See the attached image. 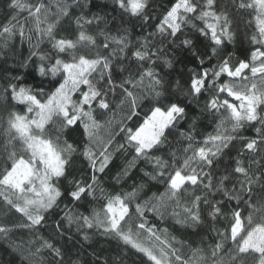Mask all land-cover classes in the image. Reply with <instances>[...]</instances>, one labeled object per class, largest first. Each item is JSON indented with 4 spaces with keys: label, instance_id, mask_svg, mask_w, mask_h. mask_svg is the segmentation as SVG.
Masks as SVG:
<instances>
[{
    "label": "snow or ice",
    "instance_id": "snow-or-ice-1",
    "mask_svg": "<svg viewBox=\"0 0 264 264\" xmlns=\"http://www.w3.org/2000/svg\"><path fill=\"white\" fill-rule=\"evenodd\" d=\"M233 3L254 13L256 34L251 40L259 45L250 61L236 66L226 53V42L234 38L231 20L226 11H217L218 0H175L154 31L136 39L127 25L136 20L142 27L149 26L150 0L99 4L95 0H9L13 14L0 25V44L7 48L17 37L32 44L33 36L36 43L19 64L24 73L9 75L3 89L11 107L22 106L24 111H9L4 122L2 148L11 163L0 171V197L26 218L19 227L34 232L48 224V215L65 196L84 209L63 211L52 222L47 238L38 236L31 242L34 264H109L99 255L91 262L82 261L79 253L72 259L61 244L77 235L89 242L96 234L130 246L151 264H264V155L254 158L264 153V0ZM109 17L112 27L107 26ZM65 18L78 28L75 39L57 37ZM94 22L97 35L87 30ZM101 23L105 27L100 28ZM188 25L208 41L202 51L192 39L180 38ZM45 40L51 53L39 50ZM177 47L190 51L200 69L190 71L183 84L163 71L174 68L171 53ZM29 75L37 82L29 83ZM205 94L210 98L200 114L207 112L218 122L214 133L198 141L195 118L187 131L180 128L189 119L188 105ZM145 103L150 114L139 126H129ZM246 125L254 128L255 138L239 135ZM77 127L82 128L80 145L64 138L66 130ZM173 132L182 138L181 146L169 151L167 158L156 155L165 150ZM236 141L242 145L238 158L218 173L216 165ZM78 149L89 162L91 180L69 181L62 191L60 185L67 180ZM120 156L124 163L117 168L112 187L120 185L121 191L108 192L100 175H108ZM129 180L131 190L124 191ZM158 186L164 190L160 192ZM93 202L101 207L89 211L87 206ZM133 204L139 222L130 223ZM241 205L247 217H242ZM146 213L161 221L170 216L176 224L193 229L208 219L223 218L230 221V230L213 229L219 239L208 253L195 248L184 258L173 243L175 237L164 235L166 228L150 224ZM10 231L0 224V235ZM229 239L234 247L225 251ZM44 250L50 260L37 259Z\"/></svg>",
    "mask_w": 264,
    "mask_h": 264
},
{
    "label": "trees",
    "instance_id": "trees-1",
    "mask_svg": "<svg viewBox=\"0 0 264 264\" xmlns=\"http://www.w3.org/2000/svg\"><path fill=\"white\" fill-rule=\"evenodd\" d=\"M32 2L35 3L36 0H32ZM45 2H49V0H45ZM95 2L99 4L103 3L104 0H95ZM107 2L111 3V0H107ZM174 2L175 0H150L149 12L153 19L149 22V26L142 27V22L136 20H133L127 25L133 38H140L142 34L147 35L148 32L154 31V26L159 23L160 19ZM236 2H239V0H236ZM8 4L9 0H0V25H3L7 18L13 14L9 10ZM218 4L219 7L217 8V11L224 10L229 14L232 31L234 33L233 40L231 42H226V53L231 54V64L236 66L242 60L250 61L251 52L255 47L259 46L253 44L251 40V37L256 34V23L253 18L254 13H252V10L237 9L233 0H218ZM53 10L55 9L53 8ZM195 23L197 26H202L199 21H196ZM107 26L112 27L110 17L109 24ZM103 27H105V25L101 23L100 28ZM87 30L89 34H98L95 22ZM183 31L184 35L180 38L192 39L195 47L201 51L203 50V45L208 43L207 40L199 36L196 29L192 28L191 25L185 26ZM77 32L78 28L73 20L71 18H65L62 21L61 26L58 28L57 37L75 39ZM35 43V36H33L32 44H30L27 39L21 43L19 37L15 38L14 41H11L9 43V47L7 48H4L3 45L0 44V171H3L5 167L10 166L11 163L6 159V153H4L2 148V145L5 143L3 130L6 127V124L4 122L7 119L9 111H24L22 106H16L15 108L11 107L9 103L10 97L6 98L3 94V89L6 87L5 81L9 75H22L24 73L25 70L23 68H19V64L29 57ZM13 44L15 45L14 48L12 47ZM178 44L179 41H177V45ZM39 50L44 53L52 52L51 46L46 40L40 44ZM62 58L68 59L67 57ZM171 58L173 59L174 68H164L163 71L170 73L173 80H179L181 84L188 80V74L190 71L200 70L197 62H194L190 51L177 47L176 50L171 53ZM29 67L34 68L35 65L30 64ZM205 67H209V65L206 64ZM12 68H15L16 71L12 73L5 71L6 69ZM125 75L128 74L125 73ZM26 79L29 83L37 82L33 79L32 75H29ZM224 79H227V77ZM78 96L79 93L74 95L73 99H77ZM209 98V95L205 94L199 98L198 103L194 100L188 105L189 119L186 122H183L180 128L181 131H187L191 120L195 118L197 120L195 135L198 141H203L208 134L214 133L218 122L214 121L212 116L207 112H204L203 115L200 114L202 106ZM222 98H224L223 95ZM181 99L183 100L182 96ZM138 113V116L134 117L133 120L129 122V126H139V124L143 122L145 116L150 114V106L145 103L140 109H138ZM239 135L246 138L256 137L254 128L247 125L240 131ZM64 138L67 139L69 143H74L75 145L82 144V128L77 127L66 130ZM181 143L182 138L179 137L178 133L173 132V134L169 136L167 144L164 146L165 150L163 152L156 153V155H163L167 158L168 152L180 147ZM234 143V147L230 146V154L222 156L220 163L216 165V171L218 173H223L224 169L230 164H233L235 159L238 158L237 154L241 150L242 145L239 141ZM261 155H264V153H260L254 158L259 160ZM123 163L124 157H118L115 165L111 166V171L108 175H100L102 186L106 189V191H121L120 185H116L115 188L112 186L115 185L113 176L116 173L117 168ZM91 175L92 170L89 166V162L83 157L81 151L78 149V151L74 154L73 163L69 165L67 180H64L60 185L61 190L64 191L69 186V181L80 180L82 182H89L91 180ZM131 184L132 181L129 180L126 185H123V190L130 191ZM158 187L160 192L164 190L163 186ZM153 191H157V188L154 187ZM149 195H151V193H149ZM142 199H146V197H143ZM65 205H67V209L65 208ZM234 206V204L229 205V208ZM87 207L89 211H91L93 208L99 209L101 205L93 202L88 204ZM68 209L75 212H84L82 207L70 204L68 198L65 196L59 202V208L55 209L53 214L48 215V224L38 227L34 232L33 230L19 227V225L26 222V218L21 213L16 212L15 209L10 208L4 202L3 198L0 197V224L11 229L7 236L0 235V264H34L33 258L29 255L30 251H34L31 242L36 240L38 236H44L47 238L49 233L52 231V222L59 219L62 212ZM241 210L242 217H247L248 212L244 209L243 205H241ZM226 215L230 217V212L226 213ZM146 216L148 222L150 224H155L157 229L163 230L166 228L168 230L164 235L168 237H175V241L173 243L175 244V247L180 250V254L184 258L191 256L192 251L195 248H202L205 250V254H207L209 246L214 245L219 239L216 231H213V229L221 231L230 230V221L223 218H221L218 222H212L208 219L203 225L193 229L176 224L170 216H166L163 221L158 219L153 213H146ZM132 222H139L134 212V204L132 206V221H130V223ZM75 232L76 229L73 227L72 233L74 234ZM61 244H65V250L69 252L72 259H76L77 253H79V258L82 261H95L96 256L99 255L101 260H108L109 264H112V261H117L118 264H151V262L147 260V257H145L142 253H138L130 246H125L122 242L116 239L104 238L98 234L92 235L89 242H83L82 238L77 235L75 239L68 241L67 243L65 241H61ZM89 244L91 245L90 247L88 246ZM233 247L234 245L230 239L225 242V251ZM37 259L50 260L51 258L48 256L47 251L44 250L43 256L37 257ZM209 264H211V261H209Z\"/></svg>",
    "mask_w": 264,
    "mask_h": 264
}]
</instances>
